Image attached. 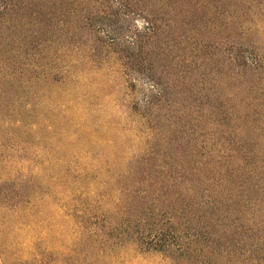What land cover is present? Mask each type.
I'll return each instance as SVG.
<instances>
[{"label": "rangeland", "instance_id": "374dc122", "mask_svg": "<svg viewBox=\"0 0 264 264\" xmlns=\"http://www.w3.org/2000/svg\"><path fill=\"white\" fill-rule=\"evenodd\" d=\"M0 264H264V0H0Z\"/></svg>", "mask_w": 264, "mask_h": 264}]
</instances>
